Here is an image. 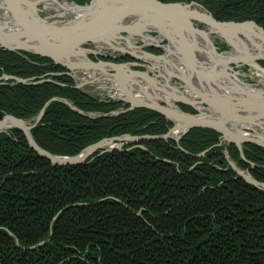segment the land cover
Returning a JSON list of instances; mask_svg holds the SVG:
<instances>
[{
  "label": "trees",
  "instance_id": "obj_1",
  "mask_svg": "<svg viewBox=\"0 0 264 264\" xmlns=\"http://www.w3.org/2000/svg\"><path fill=\"white\" fill-rule=\"evenodd\" d=\"M160 1H195L218 21L264 29V0ZM2 75L50 80L0 84V119L29 120L53 97L91 115L128 107L84 93L62 67L29 52L0 48ZM172 126L147 108L93 118L52 101L31 134L46 151L74 156L103 138L161 135ZM219 137L192 128L178 144L148 140L137 144L147 150L97 151L89 163L51 167L21 130L0 134V264H264V191L237 178L228 162L264 183V147L244 143L241 159L235 144L218 146Z\"/></svg>",
  "mask_w": 264,
  "mask_h": 264
},
{
  "label": "water",
  "instance_id": "obj_2",
  "mask_svg": "<svg viewBox=\"0 0 264 264\" xmlns=\"http://www.w3.org/2000/svg\"><path fill=\"white\" fill-rule=\"evenodd\" d=\"M44 1L0 0V11L8 14H0L1 18L4 17L0 21V48L47 57L72 78L80 72H88L93 77L92 81L112 79L129 107L97 117H109L142 107L162 114L173 122V126L161 135L124 134L103 138L74 156L54 155L41 148L31 134L41 121L45 107L52 101H60L80 115H91L66 99L53 97L29 120L4 115L0 119V134L12 128L21 130L27 145L47 159L52 167L89 163L92 159H87L96 151H100L99 154L128 151L135 146L147 150L137 144L148 140H173L178 144L192 128L217 131L220 134L217 145L235 144L241 159H244V143L264 147V88L250 89V84L244 82L240 72L234 69L247 66L264 74L260 65L264 63V29L256 22L218 21L195 1L90 0L88 4L78 5L62 0L73 5L80 17L59 23L57 21L62 19L43 16L44 11L38 5ZM214 37L224 40L230 50L219 52ZM137 42L140 44L137 45ZM89 43L105 46L116 54L99 55L85 47ZM146 47H156L162 53H150L145 50ZM89 56L106 59L130 57L132 61L116 63L91 60ZM94 74L99 78H95ZM7 79L20 84H38L45 80L30 81L3 75L0 84ZM171 82L181 83L193 97L183 94ZM84 84L75 87L81 89ZM157 93L166 95L170 101L163 100ZM177 103L191 106L196 113L184 112ZM240 127L254 133L243 134ZM254 128L260 133H256ZM205 152L195 156L201 157ZM229 165L237 178L264 191V183L253 178L249 171L239 169L233 161H229ZM48 240L25 249L37 248Z\"/></svg>",
  "mask_w": 264,
  "mask_h": 264
},
{
  "label": "rangeland",
  "instance_id": "obj_3",
  "mask_svg": "<svg viewBox=\"0 0 264 264\" xmlns=\"http://www.w3.org/2000/svg\"><path fill=\"white\" fill-rule=\"evenodd\" d=\"M67 1H70V0H67ZM47 2L48 1L41 2L38 5V7L44 11L43 16L53 17L56 15L57 10L52 8V7L45 8V5ZM70 2H72V1H70ZM85 4H88V2ZM73 18H75L74 15H67L62 20H58L57 22L64 23V22H68L69 20H72ZM137 44H139V42ZM216 46L219 47L217 44H216ZM97 50L101 52V50L99 48H97ZM226 51H228V50H226ZM240 70H241V73L244 74V76L241 79L243 81H245L246 83L251 84L252 88H256V89H263L264 88V81H263L264 74H261V73L257 72L256 70L249 68L247 66L241 67ZM84 80H90V77L83 73V74H80L75 79V83L79 84V83H82ZM110 86H112V84L108 80L101 78V79L92 81L90 83H86L85 85H82L81 90H83V91H85L88 94L93 95V96H98L101 98L108 97V98L113 99V97H115V95H116V92L114 89H111ZM258 132L260 133V131H258ZM262 135L264 136V133Z\"/></svg>",
  "mask_w": 264,
  "mask_h": 264
},
{
  "label": "bare ground",
  "instance_id": "obj_4",
  "mask_svg": "<svg viewBox=\"0 0 264 264\" xmlns=\"http://www.w3.org/2000/svg\"><path fill=\"white\" fill-rule=\"evenodd\" d=\"M46 1H48V2L46 3L45 8L52 7V8L57 10L56 15L53 16V18L56 19V20L57 19H63L67 15H74L75 18H73L71 21H74L75 19H78L80 17V13H78L77 9H75L73 7V5H70V4H68V3H66V2H64L62 0H56V1H54V0H46ZM0 14L4 15V16L8 15L3 10L0 11ZM2 18H4V17H2ZM2 18L0 17V21L3 20ZM94 75H95L94 76L95 78H97V79L99 78V76H97V74H94ZM263 81H264V79H263ZM115 89H117V86H116ZM124 104H126L125 101H124Z\"/></svg>",
  "mask_w": 264,
  "mask_h": 264
},
{
  "label": "flooded vegetation",
  "instance_id": "obj_5",
  "mask_svg": "<svg viewBox=\"0 0 264 264\" xmlns=\"http://www.w3.org/2000/svg\"><path fill=\"white\" fill-rule=\"evenodd\" d=\"M92 47V46H91Z\"/></svg>",
  "mask_w": 264,
  "mask_h": 264
}]
</instances>
